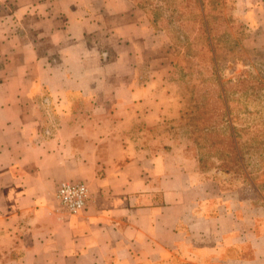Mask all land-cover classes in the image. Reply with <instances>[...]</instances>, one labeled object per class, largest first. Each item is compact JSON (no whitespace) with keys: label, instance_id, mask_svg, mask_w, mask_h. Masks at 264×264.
<instances>
[{"label":"crops","instance_id":"0c3cea01","mask_svg":"<svg viewBox=\"0 0 264 264\" xmlns=\"http://www.w3.org/2000/svg\"><path fill=\"white\" fill-rule=\"evenodd\" d=\"M237 11L261 17L264 0ZM134 13L0 0V264H264V206L183 152L114 135L161 109L136 82L148 25ZM63 181L87 187L77 215L59 209Z\"/></svg>","mask_w":264,"mask_h":264},{"label":"rangeland","instance_id":"374dc122","mask_svg":"<svg viewBox=\"0 0 264 264\" xmlns=\"http://www.w3.org/2000/svg\"><path fill=\"white\" fill-rule=\"evenodd\" d=\"M130 1L148 25L136 82L161 109L155 124L135 121L114 135L183 152L201 171L225 174L242 199L264 206V15L237 11V0ZM239 80L249 82L242 88ZM217 94L227 97L226 124ZM234 131L245 174L225 173L217 154Z\"/></svg>","mask_w":264,"mask_h":264},{"label":"built area","instance_id":"2783aa9c","mask_svg":"<svg viewBox=\"0 0 264 264\" xmlns=\"http://www.w3.org/2000/svg\"><path fill=\"white\" fill-rule=\"evenodd\" d=\"M55 198L60 211L73 216L84 209L88 190L85 183L81 181H63L57 186Z\"/></svg>","mask_w":264,"mask_h":264},{"label":"trees","instance_id":"16d2710c","mask_svg":"<svg viewBox=\"0 0 264 264\" xmlns=\"http://www.w3.org/2000/svg\"><path fill=\"white\" fill-rule=\"evenodd\" d=\"M249 82V80H239L238 83H240V85L242 86V88L246 87V83ZM245 95V94H244ZM251 96V95H250ZM217 99L219 101V103L221 105H223L224 103V110L222 111V119L221 122L226 124L225 121V117H224V112H226V109L228 111V106H227V97L226 96H219L217 94ZM226 100V101H225ZM217 116H220L217 115ZM229 141L228 144L225 145V147H223L224 149H221L218 153H217L220 157H222L224 159V164L222 165V168L225 170L224 172L227 173V171H239L240 173L245 174L247 172V167L246 164L244 163V159H243V151L242 148L239 146L238 141H237V134L234 131L233 133H231V135L229 134ZM224 136H222L221 138H218L215 143H220V141H223ZM218 150V149H216ZM199 168V167H198Z\"/></svg>","mask_w":264,"mask_h":264}]
</instances>
